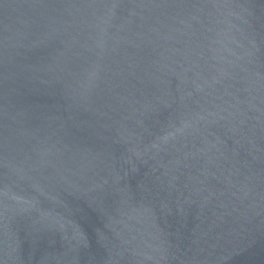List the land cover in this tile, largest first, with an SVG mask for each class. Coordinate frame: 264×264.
I'll use <instances>...</instances> for the list:
<instances>
[{
  "label": "water",
  "instance_id": "obj_1",
  "mask_svg": "<svg viewBox=\"0 0 264 264\" xmlns=\"http://www.w3.org/2000/svg\"><path fill=\"white\" fill-rule=\"evenodd\" d=\"M0 264H264V0H0Z\"/></svg>",
  "mask_w": 264,
  "mask_h": 264
}]
</instances>
